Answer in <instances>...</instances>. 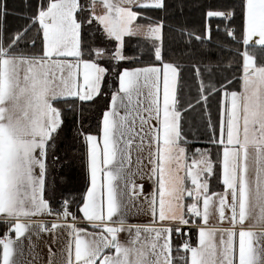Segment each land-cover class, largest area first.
<instances>
[{"label":"snow or ice","instance_id":"6c2138e0","mask_svg":"<svg viewBox=\"0 0 264 264\" xmlns=\"http://www.w3.org/2000/svg\"><path fill=\"white\" fill-rule=\"evenodd\" d=\"M0 227V264H264V0H0Z\"/></svg>","mask_w":264,"mask_h":264},{"label":"crops","instance_id":"0c3cea01","mask_svg":"<svg viewBox=\"0 0 264 264\" xmlns=\"http://www.w3.org/2000/svg\"><path fill=\"white\" fill-rule=\"evenodd\" d=\"M145 188H148V185H145ZM214 222V219H213ZM47 237H45L44 241H40L39 248L37 249L38 256L36 259V264H43L44 260L47 258V248L45 247V242L47 241ZM29 248L27 246V242L25 245V256L22 257V259L25 260V264H28L29 261H32L33 257L31 255H28Z\"/></svg>","mask_w":264,"mask_h":264},{"label":"trees","instance_id":"16d2710c","mask_svg":"<svg viewBox=\"0 0 264 264\" xmlns=\"http://www.w3.org/2000/svg\"><path fill=\"white\" fill-rule=\"evenodd\" d=\"M17 2H19V0H17ZM95 130L94 128V122H93V131ZM81 187V184L79 183V181H77L74 185L73 188L74 189H79ZM4 231V229L2 227H0V234H2V232Z\"/></svg>","mask_w":264,"mask_h":264}]
</instances>
